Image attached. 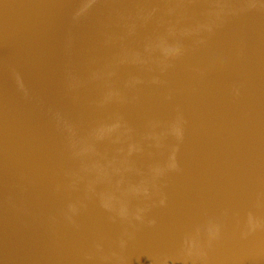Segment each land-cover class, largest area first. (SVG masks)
<instances>
[{
	"label": "water",
	"instance_id": "water-1",
	"mask_svg": "<svg viewBox=\"0 0 264 264\" xmlns=\"http://www.w3.org/2000/svg\"><path fill=\"white\" fill-rule=\"evenodd\" d=\"M0 264H264V0H0Z\"/></svg>",
	"mask_w": 264,
	"mask_h": 264
}]
</instances>
